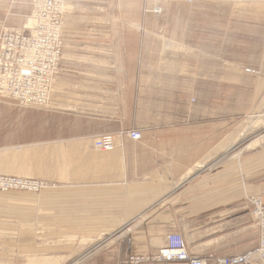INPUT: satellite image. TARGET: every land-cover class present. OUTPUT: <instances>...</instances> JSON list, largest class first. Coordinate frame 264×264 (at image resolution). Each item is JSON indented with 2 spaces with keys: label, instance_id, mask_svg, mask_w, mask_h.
<instances>
[{
  "label": "crops",
  "instance_id": "obj_1",
  "mask_svg": "<svg viewBox=\"0 0 264 264\" xmlns=\"http://www.w3.org/2000/svg\"><path fill=\"white\" fill-rule=\"evenodd\" d=\"M115 3V10L136 16L87 20V29L81 36V47L86 50L78 53L74 48H66L61 69L70 73L63 71L71 67L70 60L81 59L79 65L72 66L80 67L83 78L94 79L98 89L103 85L97 80H112L106 83V89L128 92L129 105L122 106V111L106 112L110 116L89 118L88 127L82 129L67 123L64 137L49 143L65 146L66 172L64 178L58 179L66 181V185L41 196L40 203L47 215L37 211V201L30 202L28 207L26 201L18 202V207L13 208L19 219L33 217L38 223L44 221L57 228V234L82 236L109 235L129 224V230L118 237L108 252L99 245L83 249L87 253L81 258L82 264H121L132 255L149 254L164 245L170 232L182 234L191 254L205 259L207 264L255 252L258 230L249 197L258 195L264 201V145L244 149L238 157L226 156L220 163L212 161L203 168L197 167L199 161L205 162L201 158L217 145L219 128L225 127L220 135L227 142L232 141L229 112H213L207 108V101L187 102L184 92L190 86L184 79L169 77L178 76V70L151 65L156 50L159 51L152 42L156 33L153 27L165 22L149 17L146 11L151 6L169 10L170 0ZM177 3V9L184 6V2ZM242 3L241 19L245 25L264 27V0ZM188 4L203 12L201 17L209 18L210 26H224L220 21L233 19V9L218 0H191ZM17 22L20 26L22 20ZM69 23L67 20L64 24L63 13V36L67 34L65 27L71 28ZM217 69L210 67L209 71L217 73ZM225 71L224 74L234 73ZM240 73L246 78L256 76L257 84L263 86L260 74L264 75V55L257 58L256 68L243 66ZM156 74L161 75L159 81L151 77ZM59 79L54 81L55 93L68 85ZM199 88L193 86L194 90ZM179 92H183L184 98L177 97ZM132 128L141 132L138 140L126 136L125 131ZM104 133L116 135V145L109 152H100L91 144L90 137ZM25 235L34 241L37 238L35 232L18 228L15 242H1V264H24L23 253L40 250L26 248L33 244L21 241ZM60 254L64 256L67 251Z\"/></svg>",
  "mask_w": 264,
  "mask_h": 264
},
{
  "label": "rangeland",
  "instance_id": "obj_2",
  "mask_svg": "<svg viewBox=\"0 0 264 264\" xmlns=\"http://www.w3.org/2000/svg\"><path fill=\"white\" fill-rule=\"evenodd\" d=\"M30 1L0 0V32L3 28L17 29L15 24L17 19H21L22 23L25 22L31 13ZM116 1L118 0H62L65 4L64 24L70 20L71 28L68 27L66 30L65 27L67 34L63 36L62 60L56 78H61L59 81L63 80L68 85H64L62 90L55 93V82H53L51 100L47 106L20 104L10 97L0 96V166L7 167L6 170L0 169V177H16L37 183H32L36 184L37 189L11 187L8 189L6 187L11 184L9 180H5L6 182L0 186V238L4 237L3 240L0 239V246L3 241L15 242L18 228L37 234L35 241L33 238H27L26 235L21 239V241L27 240L28 243L33 244L29 245L26 242L28 246L26 248L30 247L32 250L40 248L38 251L23 253L24 264H33V260L28 261V258H32L34 254L53 256L66 251L67 254L64 256L60 254L58 260H54L55 264H72L75 259L73 263L82 264L81 258L87 253V251L83 253V249L99 245L101 246L99 248L108 252L107 250L112 248L118 237L124 231L129 230V224H126L118 230L119 232L116 231L109 235L57 234V228L44 221L38 223L33 220V217L19 219V213L16 209L14 210L20 201H26L24 204L27 207L30 202L37 201V211H42V215H47L48 213L40 203L43 198L41 196L48 190L55 191L65 187L66 181L59 180L64 178L65 162L61 164L56 162L58 158L65 161L64 153L61 155L59 151L61 148V152H64L65 146L59 143H49L56 141L59 137H64L67 123L75 129H82L88 127L89 118L96 119L104 114L110 116L106 112L122 111V106L129 105L128 95H126L128 92L106 89V83L112 80H97V83L100 82L103 85L101 89H98L94 84V79L83 78L80 67L76 66L82 62L81 59L72 58L70 60L71 67L63 70L71 71L70 73L65 74L61 69L63 61L66 60L64 52L65 54L66 51L68 52L66 48L69 47L72 50L74 48L73 51L78 53L86 50L81 47V36L82 31L87 29L85 27L87 20L136 16L135 13H122L115 10L113 6ZM179 1L184 2L185 7L181 6L177 9ZM190 1L170 0L169 10L163 11L161 6H151L146 11L149 17L165 22L164 25L153 27L156 33L152 42L159 51L156 50V56L151 60V65L159 69L168 67L171 71L178 70V76L169 75V77H178L180 81L184 79L190 86V89L184 92L187 102L207 101L209 104L207 108L213 112L217 110L219 114L228 110V130H233L232 141L227 142L224 135H220L225 132L226 128H219L217 145L201 158L206 165L212 161L220 163L224 157L231 156L244 148L254 137L264 134V90L260 89L264 85L257 84L256 76L251 75L246 78L240 73L243 66L256 68L257 58L264 55V27L245 25L241 19L243 0H218L219 4H227L233 9V19H223L220 22H224L225 25L218 27L210 26L209 18H202L203 12L193 10L188 4ZM157 8H160L159 12L154 11ZM72 64L76 65L72 66ZM210 67H218V72H210ZM226 69L234 73L224 74ZM65 75L67 78H63ZM151 77H156L159 81L161 75L156 74ZM260 77L264 78V75L260 74ZM194 85L200 88L194 90ZM177 97L184 98L183 92L177 93ZM247 127L250 128L248 132L242 137L238 136ZM134 129L138 130L132 128L125 131L126 136ZM260 145L264 144H257L248 150ZM232 146L233 150L228 153L229 155L224 156L225 150ZM10 165L14 166L8 167ZM71 177L72 172H70V179ZM108 236L110 237L107 239ZM11 252L16 254V252ZM1 255L0 250V264L3 260ZM108 258L112 259V257ZM108 258L106 260H111ZM128 259L129 257L126 260Z\"/></svg>",
  "mask_w": 264,
  "mask_h": 264
},
{
  "label": "bare ground",
  "instance_id": "obj_3",
  "mask_svg": "<svg viewBox=\"0 0 264 264\" xmlns=\"http://www.w3.org/2000/svg\"><path fill=\"white\" fill-rule=\"evenodd\" d=\"M30 4H31V13L29 16H27L24 23H22L20 26H17L18 27L17 29L16 28H3L2 31H6V30H14L17 32L25 31L27 33V36H28L27 39H28L30 45L34 49L39 50L43 55L49 56L48 58L51 61L52 65H50L47 68V70H43L41 72L40 78H38L39 76H37V75H33V79H35L36 81L28 84V85H31L33 87L34 91L36 92L35 97L40 99V103L42 105L47 106V104H49L50 100H51V92H52L53 82L55 81L56 75L58 74L60 62L62 60V57H61L62 56V49H63V46H62L63 45L62 23H63V13L65 12L64 11L65 10V4H63L62 0H59V2L57 0H31ZM154 11L159 12L160 8L154 9ZM48 54H50V55H48ZM32 60H33V58L31 56H27L25 58V61L28 63L32 62ZM31 68H32V66L30 64L27 67V70H31ZM2 94L7 95L9 93L7 92V94H6V90L2 89ZM10 98H12V97H10ZM18 103H20V102H18ZM20 104H22V103H20ZM31 105H38V104H31ZM256 121H257V119H256ZM256 121H252V122H256ZM248 128L249 127L242 130L238 136H241V137L244 136L248 132V130L250 129V128L249 129ZM134 130L139 133V137L135 139V140H137L140 138L141 132L139 130H136V129H134ZM105 134H110L114 137L113 148L115 147V145H116L115 135L112 133H104V134L98 135L96 137L95 136L92 137L91 144H92L93 148H95L96 150L98 149L95 145V141L97 140L96 138H98L102 135H105ZM260 143L264 144V134L254 137L251 141H249L245 145L244 148L235 152L233 154V156L238 157L240 152L242 150H244L245 148H247V149L252 148V147H254ZM112 149L106 150V151L101 150L100 152H108V151H111ZM231 150H233V146L228 149V152L226 151L227 154L230 153ZM59 151H60V154L62 155L63 152H61V148ZM232 153H233V151H232ZM56 162L61 164V163H64L65 161L62 160L61 158H58ZM36 163H37V161L35 162V164ZM13 166L14 165H10L8 167H13ZM196 166L199 168H203L205 166V162H200ZM2 167H5V166H0V169H4V170L7 169V167H5V168H2ZM64 169H65V167H64ZM5 180H9L11 183V184H9V187H6L8 189H10V187L11 188H21V189H34V188H36V184H37L36 182L30 181V180H24V179L16 178V177H0V186L2 183L6 182ZM32 183H36V184L34 185ZM255 196L257 197L258 195H255ZM259 197L261 198V196H259ZM253 220H254V218H253ZM109 237L110 236H108L107 239ZM177 244H183L184 250H177L174 248L172 249V247L177 245ZM166 246H168L171 250H169L167 252L165 250ZM258 248H259V244H258ZM258 248L255 252H245V253L236 254L233 256L235 258L248 256L247 261H246L248 264H252L255 261H258L261 264H264V260L260 256ZM156 254H157V256H154ZM174 254H176L178 256H182V255H186V256L184 258H178ZM166 255L167 256L170 255V257L167 258ZM28 259H29L28 261L33 260V264H46V263L55 264L54 260L55 261L58 260V256H54V255L53 256L52 255H42L41 256L38 254H34V256L32 258H28ZM42 260H44V261H42ZM159 261H164V262L181 261V262H185L186 264H192V263L198 264L199 262L205 264V262H206L205 259L198 257V256H194L193 254H191V252L189 251L187 242H186V240L182 234H180L178 232H170V233L166 234V236H165L164 245L160 246L156 251L151 252L149 254L132 255L129 257L128 260H126L122 264H139L141 262H159Z\"/></svg>",
  "mask_w": 264,
  "mask_h": 264
},
{
  "label": "built area",
  "instance_id": "obj_4",
  "mask_svg": "<svg viewBox=\"0 0 264 264\" xmlns=\"http://www.w3.org/2000/svg\"><path fill=\"white\" fill-rule=\"evenodd\" d=\"M59 2V0H57ZM25 31L17 32L14 30L1 31L0 33V96L12 97L20 103L38 104L40 99L36 98V92L31 85L34 81L33 75L39 76L43 70L52 65L49 56L43 55L39 50L34 49L28 39ZM50 55V54H48ZM27 56L33 58L32 62L25 61ZM31 64V70L27 67ZM40 80V79H39ZM2 89L9 94H2ZM129 136L133 139L139 137V133L135 130L129 132ZM95 141V145L99 150H110L114 146V137L110 134L102 135ZM251 214L254 218V225L258 230L259 254L264 260V201L259 196H250ZM184 250L183 244H177L172 249ZM167 252L171 250L168 246ZM158 254V253H157ZM154 255V256H157ZM176 255V254H174ZM167 256V255H166ZM184 258L186 255L178 256ZM167 256V258H169ZM248 256L243 257H226L218 259V264H248ZM195 264V263H192ZM198 264H204L199 262ZM206 264V262H205Z\"/></svg>",
  "mask_w": 264,
  "mask_h": 264
}]
</instances>
